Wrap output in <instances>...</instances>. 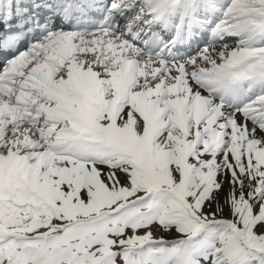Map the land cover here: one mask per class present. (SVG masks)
Instances as JSON below:
<instances>
[{
  "label": "snow or ice",
  "instance_id": "1",
  "mask_svg": "<svg viewBox=\"0 0 264 264\" xmlns=\"http://www.w3.org/2000/svg\"><path fill=\"white\" fill-rule=\"evenodd\" d=\"M0 264H264V0H0Z\"/></svg>",
  "mask_w": 264,
  "mask_h": 264
},
{
  "label": "bare ground",
  "instance_id": "2",
  "mask_svg": "<svg viewBox=\"0 0 264 264\" xmlns=\"http://www.w3.org/2000/svg\"><path fill=\"white\" fill-rule=\"evenodd\" d=\"M168 239H172L173 237H167Z\"/></svg>",
  "mask_w": 264,
  "mask_h": 264
}]
</instances>
